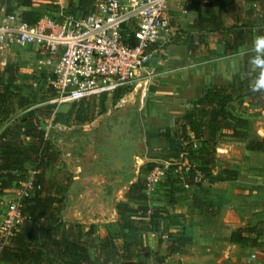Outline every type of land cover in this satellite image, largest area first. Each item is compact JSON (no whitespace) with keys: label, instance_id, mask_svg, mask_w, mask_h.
I'll return each mask as SVG.
<instances>
[{"label":"trees","instance_id":"obj_1","mask_svg":"<svg viewBox=\"0 0 264 264\" xmlns=\"http://www.w3.org/2000/svg\"><path fill=\"white\" fill-rule=\"evenodd\" d=\"M33 1L15 0V7H30ZM245 1L248 6L237 7L240 12L234 22L225 27L220 11L224 8H236L235 1L212 0L210 5L216 7L218 13L208 17H197L187 29L181 31L180 35L183 37L178 41L187 45L192 57L197 55L196 47L204 44L207 33H218V43L223 45L225 55L236 53L242 46L249 44L251 46L255 35H264V0ZM92 2L80 0V9H86L84 15ZM255 3L258 5L257 8ZM64 13H68V10ZM39 16L36 12L27 10L21 13V17L30 23H35ZM15 73V70H9L5 80L0 78V127L5 125L0 132V190L17 186L24 179L20 172H24L25 163L33 164L36 181L33 195L24 206L28 218L9 242L0 247V264H112L107 254L114 250V243L108 240L109 237L105 242L98 244V252L92 259L87 244L82 239L79 224H68L59 218L64 206L63 192L69 185L67 182L69 174L64 173L67 180L60 187L57 184L59 181L55 180L53 175L47 176L59 160L51 143L45 138L44 130L30 124L25 125L26 122L16 129H11V126L7 125L16 110L29 103L20 94L21 88L16 84ZM253 76L252 65L248 60L244 61L241 71L235 74L230 82L208 86L205 94L194 99L189 107L174 118L171 126L158 132L157 136L166 142L165 148L170 151L169 155L176 159L180 157L178 163L169 164L165 171V178L170 184H177L179 188L183 185L201 187L204 183L236 179L237 170L227 166L222 168L219 174H213L216 165V146L221 137L244 136L243 130L249 124V120L235 109V104H240L244 97H248L249 103L264 106V93H252L249 90L248 84ZM71 107L68 118L76 123L90 122L97 114L92 97L72 103ZM246 148L262 151L264 140H250ZM184 161L187 165H183ZM151 166L152 164H147L148 169L152 168ZM127 196L139 200L146 198L145 186L140 182L132 183ZM192 204L204 214L215 212L198 197L192 198ZM115 209L120 215L137 212V208L130 207L125 202H118ZM148 216L159 219L162 212L158 208H153ZM147 229L151 230L152 227ZM263 235L264 220H261L254 225L233 230L229 240L235 244L255 247ZM190 242V237L176 235L170 238L168 250L170 253L179 251L180 247ZM132 244L134 243L120 246V250H126L127 253L125 255L124 252H119L120 264L131 263L135 256L130 249Z\"/></svg>","mask_w":264,"mask_h":264},{"label":"rangeland","instance_id":"obj_2","mask_svg":"<svg viewBox=\"0 0 264 264\" xmlns=\"http://www.w3.org/2000/svg\"><path fill=\"white\" fill-rule=\"evenodd\" d=\"M211 1L181 0L177 5L175 4L174 10L170 13L171 34L166 44L158 49L157 57H159V60L152 69L154 75L151 79L149 92L147 90L146 96H142L139 88L125 86L116 92L96 95L92 97V101L97 108V114L87 123H76L68 118L72 103H61L59 105L44 103L54 94L50 82L52 76L51 72H48L50 69L40 59H37L35 48L14 47L0 52V78L5 80L8 71L15 70L16 84L21 88L20 94L29 101L27 105L16 110L7 125H10L11 129H16L24 124L23 122H26L25 125H33L39 130H44V132L48 128L47 136L45 134L44 136L51 143L59 163L47 173V176L53 175L55 180L59 181L57 184L60 187L67 180L64 173L69 174L67 181L69 185L63 192V203L65 205L70 206L75 199V193L83 189L81 181L77 180L78 177L88 175L94 178L97 183L103 181L106 174L122 177L121 183L108 181L111 182V185H104L101 187L102 191H97L98 195L95 194L98 199L94 200L96 205L93 216L96 217L99 214L97 211L102 198L109 200L111 193L116 191L120 193L123 191V186L128 185L129 188L131 182H140L144 185L145 177L154 166H160L166 171L169 164L178 163L180 157L176 159L170 156V151L164 147L166 142L161 140L157 134L161 129L172 123L174 116L185 109L182 108L184 104L187 106L191 104L192 98L189 101V94H193L194 98L197 97L195 95L196 91L201 94L204 91L202 94L204 95L208 86L211 83L214 84L213 82H204V76L209 78L205 75V70L214 72V68L210 69L207 66L203 69L202 67L206 66L205 62L207 65L215 64V59L219 54L210 53L207 45H216V38L218 40L219 35L217 33L208 34L207 43L196 47L197 55L195 57L189 56L188 50L173 48L174 45L179 46L174 35L177 32L181 34L182 30L187 29L188 24L186 23L192 21L196 14L201 16V10L209 12L210 5L204 4H209ZM66 2H70V6L66 10L68 12L72 11V6H75L74 3L76 2L72 0H66ZM3 4H7V11L9 12H23L26 10L21 6L15 7V0H3ZM58 7L54 0H34L31 6L34 9L32 12L40 15L39 18L42 16L56 18L58 15L55 13L59 9ZM237 7L224 8L222 17L226 25L231 24L232 19L234 20L240 12L238 9L240 7ZM241 7L245 8L247 6L241 5ZM255 7H258L257 4H255ZM202 53L208 55L200 56ZM210 76L213 77V74L210 73ZM34 105L36 107L30 108ZM235 109L250 111V114L254 116L253 124L258 125V117L261 111H264V106L249 103L248 97H244L240 104H235ZM51 117V125L49 126ZM28 118L29 121H27ZM226 140V138L221 139L223 142ZM216 153H218L217 150ZM223 162L222 159H219L217 164ZM147 164H152V168L148 169ZM183 165H187V162L184 161ZM165 166L167 167L165 168ZM23 168L24 172H20L24 176L23 180L31 175L34 176L33 164H24ZM164 180L165 175L160 176L150 188H145L146 196L147 194L160 192L161 183ZM102 181L101 183H106ZM129 181L131 182L129 183ZM173 188L179 187L173 186ZM16 189L17 186L13 185L0 190V219L4 205L11 198H15ZM167 196V199H169L170 193ZM164 197L166 196L164 195ZM26 204L27 200L24 201L22 208ZM87 215L90 217L87 219L86 216V219L84 218V221H81L83 231L90 229L89 218L93 216L90 213H87ZM130 220V215L126 214L125 217L114 220L111 231L108 230L105 224L104 228L102 227L103 230L100 229L95 232V239L99 240V235L106 232L109 238L107 236L105 238L114 243V250L107 254L112 264H120L121 262L118 255L120 246L127 244L128 241L129 243H135L136 246L135 237H132L134 235L125 237L124 234L130 233V231H123L120 226L121 224H128ZM84 235L85 240L92 241L93 235H90V240L87 238V234ZM262 237L264 238V235ZM127 239L128 241H126ZM89 247H91L90 252L93 254L94 249L91 243ZM131 249L135 256L128 264H156L155 260L148 261L147 259L144 261L142 259V256H140L142 255L140 252L142 249H139L140 254L137 256L135 250L138 251V249L134 246Z\"/></svg>","mask_w":264,"mask_h":264},{"label":"crops","instance_id":"obj_3","mask_svg":"<svg viewBox=\"0 0 264 264\" xmlns=\"http://www.w3.org/2000/svg\"><path fill=\"white\" fill-rule=\"evenodd\" d=\"M72 1L76 2L74 3L75 6H72L74 10H72V13H68L76 16L84 15L83 12L86 9H80V0ZM92 1L91 6L87 9V13L93 10V4L97 3L99 0ZM234 1L236 7L238 6L242 8L241 5L248 6V3L245 0ZM54 2L57 6H59V9L55 13L58 16L55 19L61 20V17L67 14L64 12L68 7V3L66 0H54ZM205 5H210V3ZM23 8H26L27 11H34L31 6ZM210 8L209 12L201 10V16L208 17L218 13V9L216 7L210 5ZM223 10L224 9L220 11L222 21V13H224ZM13 12L20 16L22 13L19 11ZM3 13L10 12L7 11V6L4 5L3 2H0V14ZM198 16L199 15L196 14L193 20L187 22L186 24L189 26ZM233 22L234 21L232 19L231 24L226 25V23L223 22V25L225 27H229ZM179 33L180 32H177L174 35L176 43L179 44V46L174 45L173 48H182L184 51H187V45L178 41V39L183 37H180ZM208 34L212 33H207V35ZM206 38L204 44L207 43ZM14 47L22 48L18 46H11L7 49ZM24 47L35 48L37 59H40L41 62L51 70L50 64L46 62V52L44 50H41L34 45H27ZM207 48L210 53L215 52L219 55L215 59V64L207 65L206 62L204 63L206 66H203V69L207 66L210 69L214 68V72H207L205 70V75L209 76V78L204 76V82H213L214 85H220L230 82L232 77L241 71V65L243 66L244 61L248 60V56H242L239 55V53H241L242 50L250 49V44L240 47L236 53L225 55L223 54V45L218 43L216 38V45L208 44ZM157 52L158 49L155 50V53H152V57L148 61V64L152 69L156 66V63L159 60ZM207 55V53H202L200 56ZM210 73L213 74V77L210 76ZM151 79L148 86V92ZM211 85L213 84L211 83ZM202 92L204 93V91ZM202 94L197 93L196 91L195 95L200 97ZM189 97V101H191V98L192 101L194 98H197H193V94H189ZM187 107H189V105L187 106L184 104V107L182 108L186 109ZM238 112L249 120V124L243 130L244 136L240 138L225 136L218 140L216 146V150L218 151V153H216V165L213 169V174L215 175L219 174L221 169L225 166L234 168L238 172L236 179L214 181L211 184H203L201 187L183 185L180 186V188H173V186H176L177 184H170L165 178V180L161 183L160 192H154L149 195L147 194L146 198L142 200L129 198L127 196L129 189L128 185H124L123 191L120 193L118 191L111 193L109 200H104L103 198L100 200L98 207L99 210L97 211L99 214L94 217V208L96 205L94 200L98 199L95 195H98L97 191H102L101 187L104 185H111V182L116 181V183H121L123 178L116 175L109 176L106 174L104 175L106 178L103 181L101 180L106 183H101V181H99L100 183H97L94 178L88 175L83 177L77 176V180L81 181L83 189L78 191L79 193L74 192L76 196L70 206H68V204L65 205L64 203V206L60 211L59 218L68 224H80L83 240H85L84 234H87V238L89 240L91 239L90 235H93L92 241L90 240L88 242V240H85L89 255L92 259L96 257L98 244L103 243L106 239L105 237L109 236L108 233L104 232V234L99 235L100 237L98 240L94 237L95 232H98L102 229V227L104 228L105 224L106 227H108V230L111 231V228H113L112 223H114L116 218L125 217L126 214H129L131 217L130 222L126 225L121 224L120 226L123 231H130V233L124 234L125 237L134 235L132 237H135L136 246L135 243L131 246L134 245V248L136 247V249H138V251L135 250L136 254L139 255L141 252L142 255L140 256H142L144 261L147 259L148 261L155 260L154 262H156V264H264L263 237L259 239V244L255 247L235 244L229 240L230 233L233 230L242 226L254 225L257 222L264 220V150L256 151L246 148V145L250 140H264V111H261L259 114L260 116L257 121L259 123L258 125L253 124L254 116L250 114V111L247 112L244 110ZM179 114L180 113L176 116ZM176 116H174V118ZM173 120L169 126L173 124ZM3 128L4 125L0 127V132ZM225 138L227 139L226 141H221V139ZM219 159H222L224 162L217 164ZM130 182L131 181H129V183ZM132 183L133 182H131V184ZM162 191H164L163 194ZM168 193H170L169 199H167ZM164 195L166 197H164ZM193 197H198L202 200V202L210 205L215 211L214 214H204L201 209L194 207L192 204ZM118 202H125L130 207L137 208V212L126 213L124 215L118 214L115 209ZM133 205L136 206L134 207ZM143 208H147V210ZM153 208L161 210L162 216L159 219L148 216ZM87 213H90L94 218H89L90 226H88L90 229L83 231L81 221H84L86 216L87 219L90 217ZM147 227H152V229L149 230ZM176 235L188 236L191 238V242L183 247H180L179 251L170 253L168 250L169 240ZM93 237L96 240L95 242ZM102 237L103 239H101ZM126 241H128V239ZM90 243L93 245V254L90 252ZM139 249H142V251L139 252ZM120 252H124L125 255L127 254L126 250H120Z\"/></svg>","mask_w":264,"mask_h":264},{"label":"built area","instance_id":"obj_4","mask_svg":"<svg viewBox=\"0 0 264 264\" xmlns=\"http://www.w3.org/2000/svg\"><path fill=\"white\" fill-rule=\"evenodd\" d=\"M180 1L99 0L85 15L66 14L61 20L42 16L35 23L15 12L3 13L0 52L11 46L27 45L46 52L54 91L44 102L49 105L75 103L125 86L137 87L146 96L154 75L148 61L168 41L170 13ZM33 107L36 105L30 106ZM51 120L52 117L49 126ZM48 131L47 128L45 136ZM163 175L165 169L154 166L145 177V188ZM35 181L33 175L20 181L15 198L4 205L0 247L9 242L28 218L22 205L32 197Z\"/></svg>","mask_w":264,"mask_h":264},{"label":"clouds","instance_id":"obj_5","mask_svg":"<svg viewBox=\"0 0 264 264\" xmlns=\"http://www.w3.org/2000/svg\"><path fill=\"white\" fill-rule=\"evenodd\" d=\"M239 55L248 56V63L253 67L254 76L249 81V90L252 93H264V35H255L250 49L242 50Z\"/></svg>","mask_w":264,"mask_h":264}]
</instances>
